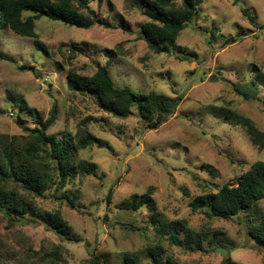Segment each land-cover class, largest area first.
Instances as JSON below:
<instances>
[{"label": "rangeland", "instance_id": "obj_1", "mask_svg": "<svg viewBox=\"0 0 264 264\" xmlns=\"http://www.w3.org/2000/svg\"><path fill=\"white\" fill-rule=\"evenodd\" d=\"M89 9L97 20L89 29L44 17L35 38L0 30V133L26 136L56 105L49 133L71 135L73 142L92 133L110 146L81 149L76 159L95 162L96 175L77 176L46 197L7 185L38 210L59 212L73 239L30 213L11 219L0 210V264H48L56 250L60 264H84L92 256L109 264H153L148 246L163 248L161 264H264V248L249 229L254 212L221 218L192 206L224 184L238 185L242 173L264 161V148L234 116L251 118L264 132V0H204L199 16L163 53L141 38L148 17L136 0H89ZM104 64L120 87L181 95L182 102L149 129L136 109L116 117L93 93L68 89L71 69L92 75ZM244 90H251L248 97ZM148 190L155 211L123 205ZM63 192L72 203L60 197ZM257 209L264 212V200ZM154 213L162 221L185 222L180 245L159 233ZM190 235L201 236L200 247Z\"/></svg>", "mask_w": 264, "mask_h": 264}, {"label": "trees", "instance_id": "obj_2", "mask_svg": "<svg viewBox=\"0 0 264 264\" xmlns=\"http://www.w3.org/2000/svg\"><path fill=\"white\" fill-rule=\"evenodd\" d=\"M143 15L148 17L140 27L141 38L156 53H163L169 45L174 44L179 34L188 23L199 16L204 0H136ZM59 21L69 26L89 29L97 23L95 15L89 9V0H0V30L3 26L14 33L35 38L36 24L41 18ZM43 48L40 40L35 39ZM75 51L84 49L72 45ZM113 51L111 58H113ZM67 87L74 92H90L96 96L99 107L116 117L126 118L138 111L139 117L149 129H156L173 115L182 102L181 95H168L156 91L139 92L129 87H120L109 72V64L98 65L92 75L80 74L71 69L67 74ZM251 90H244L242 95L248 97ZM23 109V108H22ZM237 123L246 127L253 142L264 148V132L249 117L235 113ZM58 118L57 106L54 105L49 117L40 121L33 128H28L26 136L0 133V210L11 219L24 218L30 213L33 218L41 220L49 229L62 237L70 235L66 223L59 212H43L25 203L22 196L7 185L13 182L29 193L46 197L47 191L63 190L77 176L96 175L95 162L76 159L81 149L96 145L109 148L104 139L87 133L76 142L71 135L62 136L49 133ZM17 146L19 147L17 149ZM62 199L69 201L63 192ZM109 192L107 199H111ZM264 200V161L255 162L242 173L238 185L224 184L216 192L200 195L192 202L194 209L207 208L209 214L221 218H230L240 212L249 210L255 213L256 221L250 223V234L254 241L264 248V212L257 209ZM152 190L146 193H134L123 202L126 208L138 210L143 206L155 211ZM255 208V209H254ZM254 209V210H253ZM14 217V218H13ZM17 218V219H19ZM153 219L161 235H168L177 245L181 244L179 232L186 229L185 222L162 221L154 213ZM73 239L72 236L68 237ZM200 247L201 236H189ZM164 250L161 246L147 247V255L153 264H161ZM54 258L48 264H60L61 254L56 250ZM131 260V258H130ZM135 258L133 262L135 263ZM84 264H109L98 256H92Z\"/></svg>", "mask_w": 264, "mask_h": 264}, {"label": "water", "instance_id": "obj_3", "mask_svg": "<svg viewBox=\"0 0 264 264\" xmlns=\"http://www.w3.org/2000/svg\"><path fill=\"white\" fill-rule=\"evenodd\" d=\"M216 251H218V252H220V253H222V254H224L226 256L228 255V251L226 249L218 248Z\"/></svg>", "mask_w": 264, "mask_h": 264}]
</instances>
